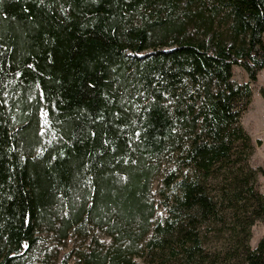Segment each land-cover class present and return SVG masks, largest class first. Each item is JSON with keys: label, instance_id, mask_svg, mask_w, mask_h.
Here are the masks:
<instances>
[{"label": "trees", "instance_id": "obj_1", "mask_svg": "<svg viewBox=\"0 0 264 264\" xmlns=\"http://www.w3.org/2000/svg\"><path fill=\"white\" fill-rule=\"evenodd\" d=\"M263 28L264 0H0V264H126L138 242L156 264H264L242 236L264 193L250 89L232 79L235 63L264 69ZM168 154L175 215L150 239ZM215 223L229 239L214 259L199 235ZM78 226L112 239L74 262L31 254Z\"/></svg>", "mask_w": 264, "mask_h": 264}, {"label": "rangeland", "instance_id": "obj_2", "mask_svg": "<svg viewBox=\"0 0 264 264\" xmlns=\"http://www.w3.org/2000/svg\"><path fill=\"white\" fill-rule=\"evenodd\" d=\"M260 40L264 43V28L260 32ZM150 48L143 52H149ZM232 79L237 83L246 84L250 89V97L243 104L240 113V121L245 130L250 134L253 140V147L248 154L249 164L256 170L257 187L260 192L264 193V69L256 67L253 63H235L232 65ZM42 124L48 123L47 112L45 108L41 109ZM169 154L163 156L160 168L153 175L150 181V199L153 201V211L149 216V228L144 235L146 238H152L155 234L154 225L156 223H165L168 219L174 217V191L169 189L164 182L165 175L170 170L173 163L168 160ZM168 162V163H167ZM173 188V186H172ZM176 208V207H175ZM245 224V223H244ZM218 228V230L216 229ZM67 236H62L57 240L51 231L40 232V237L30 248V252L34 256L47 255L53 258L54 262L60 260V256L71 250L69 260L71 262L78 261L77 251L74 249L78 246H86L92 243V237L97 238L101 242L109 243L111 236L105 234L100 229L86 228L79 226L71 227ZM247 234V235H246ZM246 235V237L244 236ZM228 231L218 224H212L207 230L201 232L199 241L204 248L218 255L227 246ZM243 239L247 241L251 250H260L264 257V215L261 217H247V225L243 228ZM245 237V238H244ZM157 241V238H154ZM244 242V241H243ZM246 244V242L244 243ZM139 252L131 253L130 259L126 264H156L148 262L147 258L155 256L158 249L154 246L146 250L141 248L142 242L137 243ZM29 252V251H28ZM29 255V253H26ZM250 260L246 264H249Z\"/></svg>", "mask_w": 264, "mask_h": 264}]
</instances>
